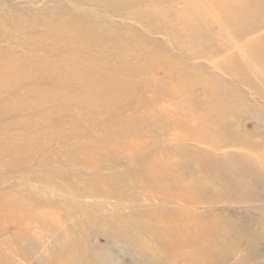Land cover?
<instances>
[{
  "label": "rangeland",
  "instance_id": "1",
  "mask_svg": "<svg viewBox=\"0 0 264 264\" xmlns=\"http://www.w3.org/2000/svg\"><path fill=\"white\" fill-rule=\"evenodd\" d=\"M0 264H264V0H0Z\"/></svg>",
  "mask_w": 264,
  "mask_h": 264
},
{
  "label": "bare ground",
  "instance_id": "2",
  "mask_svg": "<svg viewBox=\"0 0 264 264\" xmlns=\"http://www.w3.org/2000/svg\"><path fill=\"white\" fill-rule=\"evenodd\" d=\"M112 82V81H111ZM48 96V95H47ZM102 96V95H101ZM106 97H110V96H106ZM108 99V98H107Z\"/></svg>",
  "mask_w": 264,
  "mask_h": 264
}]
</instances>
